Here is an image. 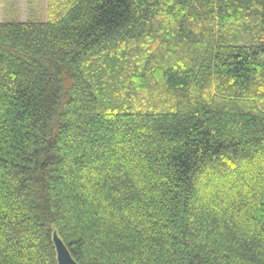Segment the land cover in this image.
<instances>
[{"label": "trees", "instance_id": "16d2710c", "mask_svg": "<svg viewBox=\"0 0 264 264\" xmlns=\"http://www.w3.org/2000/svg\"><path fill=\"white\" fill-rule=\"evenodd\" d=\"M0 18V264H264V0H50Z\"/></svg>", "mask_w": 264, "mask_h": 264}, {"label": "rangeland", "instance_id": "374dc122", "mask_svg": "<svg viewBox=\"0 0 264 264\" xmlns=\"http://www.w3.org/2000/svg\"><path fill=\"white\" fill-rule=\"evenodd\" d=\"M50 0H0V18L3 21L48 19ZM57 3V0H56Z\"/></svg>", "mask_w": 264, "mask_h": 264}, {"label": "water", "instance_id": "95a60500", "mask_svg": "<svg viewBox=\"0 0 264 264\" xmlns=\"http://www.w3.org/2000/svg\"><path fill=\"white\" fill-rule=\"evenodd\" d=\"M54 242L57 249L59 264H79L74 259L65 243L58 236L54 237Z\"/></svg>", "mask_w": 264, "mask_h": 264}]
</instances>
